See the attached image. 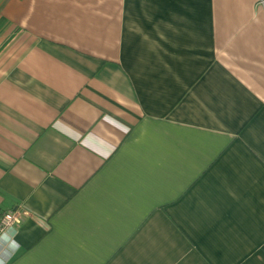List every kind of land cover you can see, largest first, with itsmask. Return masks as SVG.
I'll return each instance as SVG.
<instances>
[{"label": "crops", "instance_id": "1", "mask_svg": "<svg viewBox=\"0 0 264 264\" xmlns=\"http://www.w3.org/2000/svg\"><path fill=\"white\" fill-rule=\"evenodd\" d=\"M28 3L0 264H264V0Z\"/></svg>", "mask_w": 264, "mask_h": 264}, {"label": "rangeland", "instance_id": "2", "mask_svg": "<svg viewBox=\"0 0 264 264\" xmlns=\"http://www.w3.org/2000/svg\"><path fill=\"white\" fill-rule=\"evenodd\" d=\"M9 4L29 5L28 0H0V73L7 68L9 60L23 48V45L21 47L14 45V37L20 28L14 25V14H7L5 11Z\"/></svg>", "mask_w": 264, "mask_h": 264}, {"label": "built area", "instance_id": "3", "mask_svg": "<svg viewBox=\"0 0 264 264\" xmlns=\"http://www.w3.org/2000/svg\"><path fill=\"white\" fill-rule=\"evenodd\" d=\"M20 214L17 210L4 212L0 216V233L13 231L16 225L20 222Z\"/></svg>", "mask_w": 264, "mask_h": 264}]
</instances>
